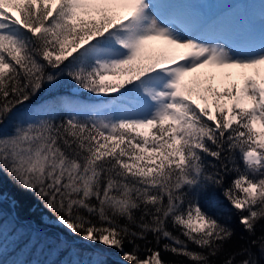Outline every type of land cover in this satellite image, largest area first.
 <instances>
[{
	"label": "trees",
	"instance_id": "1",
	"mask_svg": "<svg viewBox=\"0 0 264 264\" xmlns=\"http://www.w3.org/2000/svg\"><path fill=\"white\" fill-rule=\"evenodd\" d=\"M231 6L226 1L222 9ZM18 9L25 27L17 24L16 35L0 45V196L8 198L0 197V237L18 236L16 249L28 263L71 264L75 251L105 254L99 247L105 236L114 253L121 248L140 261L264 264V164L250 166L244 158L254 149L264 155V138L250 131L246 117L229 127L222 106L217 120H209L190 98L179 101L177 90L171 115L179 141L162 130L155 154L146 158L134 131L118 122L102 126L117 105L137 113L132 103L72 90L109 87L80 45L116 18L73 20L60 10L49 16L43 1L35 7L25 0ZM43 24L50 30L31 31ZM132 57L130 78L143 72L137 70L144 56ZM28 155L41 168L31 177L16 169ZM45 214L72 222L75 234L45 225ZM89 234L98 250L74 246ZM14 254L6 257L9 264ZM106 257L107 264H123Z\"/></svg>",
	"mask_w": 264,
	"mask_h": 264
},
{
	"label": "rangeland",
	"instance_id": "2",
	"mask_svg": "<svg viewBox=\"0 0 264 264\" xmlns=\"http://www.w3.org/2000/svg\"><path fill=\"white\" fill-rule=\"evenodd\" d=\"M24 1L0 0V45L3 39L16 35L17 24L24 26L18 9ZM32 1L35 7L41 1L49 4V16L60 10L73 20L91 18L99 23L103 19L116 18L99 34L81 42V47H84L82 56L92 60L91 67L96 78L109 87L99 92L82 88L72 90L77 94L83 92L87 99L114 98L132 103L138 109L137 113H128L124 107L117 105L111 113L103 116L102 126L107 128V125L118 122L122 128L134 131L142 139L140 149L146 152V158L155 154L158 133L162 130L168 129L167 135L174 143L179 141L175 129L177 119L171 115L177 90H182L179 101L190 98L198 109L206 111L209 120H217L222 106L226 108L229 127L244 115L250 131L259 141L263 140L264 0ZM226 1L233 3L228 10L222 9ZM49 30L50 26L43 24L31 31L37 34ZM108 44L115 48H110ZM73 51L74 47L70 53ZM154 51L159 55L157 59L150 54ZM133 54L144 56L143 61L140 58V69L137 70L143 72L130 78L127 62L132 60ZM156 64L159 66L156 67ZM144 71L148 73L145 75ZM244 158L250 166L264 164V155L257 149L247 151ZM151 161L148 158L147 162ZM37 165L36 159L28 155L19 160L16 171L21 176L25 173L30 176L37 172ZM256 187L251 185L250 188L256 191ZM0 197L8 200L5 196ZM10 203L14 215L18 217L16 204ZM42 219L45 225L58 227L73 235L76 232L72 222L64 218H50L45 214ZM29 222L37 223L34 220ZM62 237H65L64 233ZM19 241L20 238L9 231L0 237V264L8 262L6 257L12 256L10 254L20 252L16 249ZM95 241L90 234L85 239L76 237L74 246L82 243L93 250L97 247ZM99 242V247L103 248L100 250L105 254L93 250L92 254L81 257L75 251V260L71 264H107L106 255L123 264H135L123 258L122 253H127L123 249L119 248L116 253L109 249L112 243L108 237L104 236ZM132 257L138 264H156L158 258L154 256L151 260L140 261L136 256ZM12 258L14 261L10 264H40L37 260L28 263L23 252L17 256L14 254Z\"/></svg>",
	"mask_w": 264,
	"mask_h": 264
},
{
	"label": "bare ground",
	"instance_id": "3",
	"mask_svg": "<svg viewBox=\"0 0 264 264\" xmlns=\"http://www.w3.org/2000/svg\"><path fill=\"white\" fill-rule=\"evenodd\" d=\"M249 8V7H248ZM249 9H251V8H249ZM225 10H228V9H225ZM231 104H232V101L231 102H229V105L231 106ZM232 120V117L230 118V121ZM255 158H257V157H255ZM122 256H123V258L124 259H126L128 262H132V263H135V264H138V262H136V259H134L133 257H132V255L130 254V255H128L127 253H122ZM147 264V263H146ZM156 264H161V262H160V260L157 258L156 259Z\"/></svg>",
	"mask_w": 264,
	"mask_h": 264
},
{
	"label": "water",
	"instance_id": "4",
	"mask_svg": "<svg viewBox=\"0 0 264 264\" xmlns=\"http://www.w3.org/2000/svg\"><path fill=\"white\" fill-rule=\"evenodd\" d=\"M123 251V250H122Z\"/></svg>",
	"mask_w": 264,
	"mask_h": 264
}]
</instances>
